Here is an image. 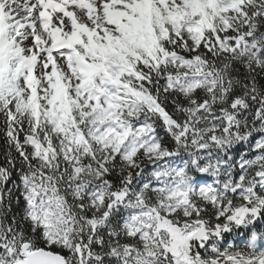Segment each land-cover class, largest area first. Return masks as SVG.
Returning a JSON list of instances; mask_svg holds the SVG:
<instances>
[{
	"label": "trees",
	"instance_id": "1",
	"mask_svg": "<svg viewBox=\"0 0 264 264\" xmlns=\"http://www.w3.org/2000/svg\"><path fill=\"white\" fill-rule=\"evenodd\" d=\"M198 7L197 28L153 23L118 58V150L93 139L105 114L34 111L16 72L0 83V264L23 244L66 264H264V0Z\"/></svg>",
	"mask_w": 264,
	"mask_h": 264
},
{
	"label": "rangeland",
	"instance_id": "2",
	"mask_svg": "<svg viewBox=\"0 0 264 264\" xmlns=\"http://www.w3.org/2000/svg\"><path fill=\"white\" fill-rule=\"evenodd\" d=\"M69 1L71 0H33V6L37 7L38 12L33 22L29 24L27 12L17 10L20 7V0H0L5 40L0 48V80L4 75L1 74L4 68L7 70L18 66L25 71L24 64L31 63L34 70L25 71L24 78L13 83L12 87L19 93L24 103L31 98L35 99L38 107L46 111L50 107V99H55L56 87L59 85L53 79L55 77L53 67H56L58 80L63 83V99L66 100L68 107L76 106L82 114H90L94 110H99L100 113L108 112L106 113L108 119L104 123H99V129L95 130L94 139L101 144H112L117 149L122 142L120 131L115 126L107 130L105 125L107 122H113L112 114L117 105L110 76L99 71L95 83L100 88V93L96 97L90 95L82 87L81 78L75 76L72 65L57 54L50 53L52 33H60L61 38L67 41L69 48L74 52L75 58L80 55V49L91 44L89 39L97 44L96 54L105 57L103 50L109 44L133 49V46L128 45L130 43L128 36H135V33L126 32L124 21L119 20L116 23L115 20L108 18L106 15L108 8L128 15L126 21L129 22L132 30L143 34L149 30L148 27L153 22H163L168 19L182 20L189 28L191 12H194L195 5L202 2L209 3L211 0H98L93 3L80 0L75 7L76 10ZM232 2L233 0H221L220 9L230 6ZM70 3L75 4L73 1ZM86 3L91 8L86 7ZM84 15L92 16L87 20ZM44 17H48L50 21V26L47 28L39 23V20L42 22ZM18 24L20 27H16ZM58 25L64 26V30H61ZM193 26L191 24V28ZM79 29L87 37L84 35L83 39V36L78 33ZM137 40L141 42L142 37L137 36ZM34 55L37 56L36 59H32ZM108 65L112 71L117 69L116 61L110 60ZM82 71V77L87 79L90 68L82 67ZM27 82H29L28 86L25 85ZM154 149L155 147L148 146L146 152L150 154ZM131 153L132 150H128L125 158L129 159Z\"/></svg>",
	"mask_w": 264,
	"mask_h": 264
},
{
	"label": "bare ground",
	"instance_id": "3",
	"mask_svg": "<svg viewBox=\"0 0 264 264\" xmlns=\"http://www.w3.org/2000/svg\"><path fill=\"white\" fill-rule=\"evenodd\" d=\"M71 1L75 2V4L70 3ZM71 1H69V4H71L72 7L76 10L75 7L78 6L80 1H78V0H71ZM90 2L93 3L92 1H90ZM87 5H88V7L91 8V6L89 4H87ZM92 8H93V6H92ZM196 9H199V7H196ZM17 10L26 11L27 12L26 17L28 19V23L29 24L33 22L34 16L38 12L37 7L33 6V0H20V7ZM109 11H112V10H109ZM2 16H3V13H2V10L0 8V27H1L2 23H4V20H3ZM84 16L87 18V20H89L88 18L91 17L92 15H89V16L88 15H84ZM111 16L116 17V14L111 12ZM191 24H197L196 15L195 14L191 16ZM58 26L61 28V30H64V26H60V25H58ZM0 42H1V29H0ZM36 58H37L36 55H34L32 57V59H36Z\"/></svg>",
	"mask_w": 264,
	"mask_h": 264
},
{
	"label": "water",
	"instance_id": "4",
	"mask_svg": "<svg viewBox=\"0 0 264 264\" xmlns=\"http://www.w3.org/2000/svg\"><path fill=\"white\" fill-rule=\"evenodd\" d=\"M27 250V245L21 248L23 260L17 264H64L61 257L50 252L36 251L28 253Z\"/></svg>",
	"mask_w": 264,
	"mask_h": 264
}]
</instances>
